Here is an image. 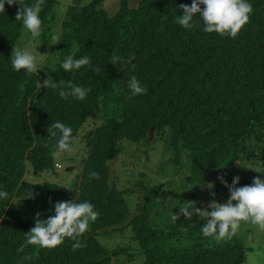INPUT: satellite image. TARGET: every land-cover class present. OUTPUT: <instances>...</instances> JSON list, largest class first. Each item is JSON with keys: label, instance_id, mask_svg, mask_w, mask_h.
<instances>
[{"label": "trees", "instance_id": "trees-1", "mask_svg": "<svg viewBox=\"0 0 264 264\" xmlns=\"http://www.w3.org/2000/svg\"><path fill=\"white\" fill-rule=\"evenodd\" d=\"M34 2L23 0L25 5ZM248 2L254 8L250 23L231 38L203 31L198 17L194 19L199 27L179 25V5H191L192 0L64 4L65 13L57 22L58 1L45 0L40 13L43 31L37 38L44 46L54 35L56 41L35 74L12 67L13 47L25 28L16 20L19 3L5 4V13H0V191L9 196L0 199V264H111L140 256L141 264L245 262L248 249L243 239L205 237L201 227L206 221L199 216L189 220L181 214L166 225L158 224L157 211L168 196L166 184H145L143 173L126 169L143 181L131 215L125 193L110 182L108 166L118 160L123 143L142 144L144 159L136 166L146 169L148 153L156 155L160 141L174 163L185 158L184 181L196 198L214 174L230 185L238 165L248 168V178L264 179V0ZM114 54L121 58L117 64L110 62ZM69 55L88 56L92 68L65 72L61 64ZM97 67L99 72L93 70ZM51 75L58 87H41ZM131 75L147 86V94L132 95L127 87ZM69 84L91 91L84 100L61 98L60 89L67 90ZM56 121L73 129V140L85 124L94 126L84 134L87 156L68 189L26 181L27 174L37 178L57 171L51 156L55 139L48 132ZM91 172L100 178L90 179ZM240 179L239 186L253 183ZM216 189L227 198L228 187L220 179ZM60 201L90 202L98 211L97 220L80 238L85 246L73 251L75 241L66 239L55 249L30 245L18 253L24 233L35 226L36 214L47 219ZM127 231L128 242L111 250L99 240ZM28 253L35 257L32 261L22 259Z\"/></svg>", "mask_w": 264, "mask_h": 264}, {"label": "clouds", "instance_id": "clouds-1", "mask_svg": "<svg viewBox=\"0 0 264 264\" xmlns=\"http://www.w3.org/2000/svg\"><path fill=\"white\" fill-rule=\"evenodd\" d=\"M68 2L71 4V0ZM17 3H19L20 8L16 14V20L22 21L23 27L33 37L40 36L43 31L40 13L45 0H35L31 5H25L23 0H0V13H5V4L15 5ZM179 8L183 10V15L177 16L176 22L183 28L199 27L194 19L198 17L203 22V31L231 38H236L242 29L250 23V16L254 12L253 5L248 0H192L191 5L180 4ZM53 40L55 41V38ZM120 59L114 54L110 62L117 64ZM132 59L134 57H130L128 62L131 63ZM41 62V56L26 48L22 49L14 45L11 64L16 71L24 70L28 74H35L40 69ZM83 66L92 68V62L88 56L74 58L73 55H69L61 64L65 72L79 70ZM93 70L100 71L98 67ZM40 86L52 89L58 87L51 77L45 79L43 84L40 83ZM127 87L132 95L147 94L148 91L147 86H142L135 75L130 76ZM90 91V88L69 84L67 90L60 89L59 95L64 99L72 96L84 100ZM48 132L50 137L55 139L51 151L53 158L73 150V129L70 126L56 121L48 127ZM223 167L225 166L218 168ZM89 178L99 179L100 174L91 172ZM218 178L230 191V197L226 203L212 200L202 210L196 206L195 201H185L180 207V212L174 214L172 219H179L181 214L189 220L193 216H199L206 221L201 227L203 235L217 241L230 240L235 237L241 227V222H250L264 230V179L256 177L252 184L237 187L240 183L239 176L233 178L231 185L223 176ZM208 187L213 188L214 185L209 184ZM8 196L7 191H0V199H8ZM54 207L55 214L47 219H42L40 213L36 214L35 226L24 233L25 243L18 248V253H24L30 245L37 249H55L62 245L66 239L75 241L72 245L73 251L85 246L80 242V238L90 230V224L95 222L99 215L94 205L90 202L60 201L55 203ZM36 257H38V251ZM34 258L31 253L22 257L25 261H32ZM249 260L251 261L252 258L249 257Z\"/></svg>", "mask_w": 264, "mask_h": 264}, {"label": "rangeland", "instance_id": "rangeland-1", "mask_svg": "<svg viewBox=\"0 0 264 264\" xmlns=\"http://www.w3.org/2000/svg\"><path fill=\"white\" fill-rule=\"evenodd\" d=\"M58 1V0H57ZM63 0L57 3L54 8V20L59 21L65 13ZM53 35V34H52ZM52 39H48L46 46L40 43L37 37H33L31 33L25 28L22 31V36L18 40L16 46L20 48H26L34 54L42 57V62L44 63L51 49L54 47L55 41ZM22 46V47H21ZM48 53V54H47ZM52 79H55L53 75H51ZM94 129L92 123L85 124L78 135L74 138L72 143V151L65 154H60L54 158V163L59 164L61 166L60 169H55V174L47 172L40 177L32 178L29 174L26 175V181L30 183H42L49 182L52 184H56L58 187L62 189L70 188L75 181L77 175L81 172V167L83 165V160L87 156L88 147L86 142L84 141V134L90 130ZM156 155L148 153V167L143 169L142 167H137L136 163L139 159H144L142 156V151L144 146L141 145H132L129 143H123L121 145V153L117 161L109 164V168L112 172L110 177V182L114 181L115 187L122 193L124 192V198L129 203V211L131 215L136 212L138 201V194L141 192L140 184L141 179H135L133 176L132 170L135 172L143 173L140 174L141 177L144 178V182L146 184L147 181L153 183L163 182L165 183V190L168 193V196L165 198V202L160 210L157 211V222L158 224L166 225L177 211L180 210V207L183 206L185 201H195L196 206L201 203L206 207L212 200H215L219 203H226L230 197V191L228 188V196L226 199H222L220 194L217 192L216 184L219 180V175L214 174L209 178L206 182L205 186L196 192L199 197H194L189 190V187L185 184L184 179L187 177V162L183 157L181 159L182 163L178 164L174 163L173 155H171L170 151L166 148V144L158 141L155 145ZM151 157V159H150ZM146 159V158H145ZM171 159V162L169 161ZM173 161V162H172ZM122 163L124 165H122ZM238 168L237 174L235 173L232 176L231 184L233 178L239 176L240 178L247 179L251 182L254 179L248 178L245 174L246 170L242 169L241 165L236 166ZM250 168V167H249ZM122 169V170H119ZM126 169H132L126 170ZM251 169V168H250ZM148 170H151L148 172ZM241 180V179H240ZM132 182V183H131ZM143 182V181H141ZM130 183V184H128ZM128 184V185H126ZM213 184V188H209L208 185ZM230 184V185H231ZM241 186V185H240ZM239 184L237 187H240ZM214 193V195H213ZM130 215V216H131ZM169 218H171L169 220ZM242 238L248 252L245 255V262L243 264H264V230H261L258 225H253L250 222L241 223V227L238 230L237 235ZM100 242L105 245L108 250L113 249L116 245L126 244L129 240L128 231L125 232L124 236H118V234H114L109 237H101L99 238ZM135 249H138V244L135 242ZM131 244H133L131 242ZM249 257L252 260H249ZM143 261V257H137L132 261H128L124 257L119 259V262L113 261L111 264H141Z\"/></svg>", "mask_w": 264, "mask_h": 264}, {"label": "crops", "instance_id": "crops-1", "mask_svg": "<svg viewBox=\"0 0 264 264\" xmlns=\"http://www.w3.org/2000/svg\"><path fill=\"white\" fill-rule=\"evenodd\" d=\"M92 0H71V4L68 2V0H63V3L66 6H71V5H86ZM60 2V0H58Z\"/></svg>", "mask_w": 264, "mask_h": 264}, {"label": "built area", "instance_id": "built-area-1", "mask_svg": "<svg viewBox=\"0 0 264 264\" xmlns=\"http://www.w3.org/2000/svg\"><path fill=\"white\" fill-rule=\"evenodd\" d=\"M55 167H56L57 169H60V168H61V166H60L59 164H55Z\"/></svg>", "mask_w": 264, "mask_h": 264}, {"label": "water", "instance_id": "water-1", "mask_svg": "<svg viewBox=\"0 0 264 264\" xmlns=\"http://www.w3.org/2000/svg\"><path fill=\"white\" fill-rule=\"evenodd\" d=\"M42 79H43V75H42ZM152 132V130L150 131V133Z\"/></svg>", "mask_w": 264, "mask_h": 264}]
</instances>
